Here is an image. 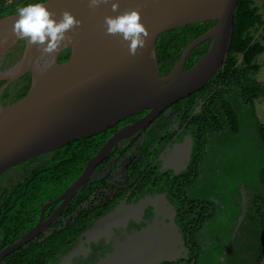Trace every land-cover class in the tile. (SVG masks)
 I'll list each match as a JSON object with an SVG mask.
<instances>
[{
  "label": "flooded vegetation",
  "instance_id": "1",
  "mask_svg": "<svg viewBox=\"0 0 264 264\" xmlns=\"http://www.w3.org/2000/svg\"><path fill=\"white\" fill-rule=\"evenodd\" d=\"M212 41L203 42H208L207 49ZM181 55L167 60L170 69L149 82L176 73L177 69H172ZM185 71L181 65L178 75ZM27 74L8 86H19ZM148 78L139 75L131 84L132 90L145 85ZM175 78L146 93L136 104L152 97ZM3 83L0 81V86ZM198 90L190 93H196V98L177 100L131 133L118 134L144 118L151 108L134 106L133 111L95 134L76 138L80 147L74 164L76 175L71 180L67 178L70 141L7 168L0 175V242L7 231L15 236L7 246L19 242L33 228L38 227L39 231L2 257L0 264L28 242L43 235L49 238L57 232L62 237V249L56 261L50 262L46 255L48 259L43 264H59L74 248L76 252L68 264H96L126 236L156 221L173 222L177 234V239L173 238L175 256L157 264H264L260 242L264 232V163L259 165L252 182L248 178L243 181L229 177L232 170L227 162V151L235 148L231 146L239 138H249L260 153L262 142L255 126L248 135L236 136L238 132L228 125L232 110L241 126L255 118L260 127L255 104L251 115L247 114L245 103L235 99V90L219 78L205 91ZM2 95L3 105L12 103V94L5 100ZM90 144L93 147L86 148ZM241 145L234 150L239 151ZM60 149L65 160V178L55 182L40 178L56 164L54 158ZM96 155L99 158L91 165ZM79 177L83 178L73 187V194L63 197ZM61 188L60 193L50 194ZM242 191L246 212L240 221Z\"/></svg>",
  "mask_w": 264,
  "mask_h": 264
},
{
  "label": "water",
  "instance_id": "2",
  "mask_svg": "<svg viewBox=\"0 0 264 264\" xmlns=\"http://www.w3.org/2000/svg\"><path fill=\"white\" fill-rule=\"evenodd\" d=\"M119 12L137 9L150 35L146 46L129 55L127 42L120 36L105 33V16H114L113 0L90 8L88 0H44L57 19L69 11L81 21L68 33L71 39L60 50L49 55L26 40L16 37L12 24L17 12L0 17V47L6 53L10 45L22 41L23 63L18 71L0 73V175L12 165L34 155L52 150L67 141L95 134L107 125L133 111L132 108H151L144 118L118 134L131 133L158 115L165 107L200 89L224 67L231 44L233 14L238 0H117ZM215 21L216 25L189 43L172 69L177 72L132 90V82L140 75L141 67L156 38L173 28L192 23ZM213 39L207 51L185 72L178 75L187 55L197 45ZM69 48V56L59 62V55ZM29 73L26 94L19 100L3 105L1 95L12 82ZM173 76L176 78L152 97L141 103L138 99ZM151 81V80H150ZM132 90V91H131ZM99 158L96 155L93 163ZM72 189L63 197L73 194ZM245 217V193L242 191ZM175 225L156 221L126 236L96 264H157L175 256ZM33 228L21 240L0 251V259L24 241L37 234ZM72 250L59 264H68Z\"/></svg>",
  "mask_w": 264,
  "mask_h": 264
},
{
  "label": "trees",
  "instance_id": "3",
  "mask_svg": "<svg viewBox=\"0 0 264 264\" xmlns=\"http://www.w3.org/2000/svg\"><path fill=\"white\" fill-rule=\"evenodd\" d=\"M23 1V6L27 4L40 3L44 0H0V17L17 12L20 2ZM216 25L215 21H205L199 23H192L185 26L173 28L162 34H160L154 41L151 49L148 51L145 61L141 67L140 75H144L148 78V81L157 78L160 74L167 72L170 69L167 60L176 59L180 54L183 53L185 47L190 43L202 36L207 29L214 27ZM259 27H262L264 31V20L259 12V9L254 5L253 0H238L237 5L233 14V28H232V38L231 44L228 51L227 59L224 61V68L219 69L217 74L209 79L205 85H203L198 91H205L210 83L215 79L219 78V81L226 82L230 89H234L236 95L235 99L242 100L248 111L247 114L251 115L253 111V104L256 99L264 96V83L260 84L254 78V75L259 70V65L256 62V58L264 51V46L260 41L255 40L253 32L257 31ZM264 38V35H263ZM208 42L199 44L187 55L186 59L182 64V68L187 70L191 67L195 61L206 52ZM19 48L22 50V41L19 43ZM69 48L65 49L58 57L59 62H64L69 56ZM237 56H241L240 67L237 64ZM159 65V69H158ZM23 78L24 82L20 83L19 86L13 87L8 86L5 89L2 99L4 97H9L12 94V101L15 102L21 99L27 92L29 86V74ZM223 77V80H221ZM197 91V92H198ZM196 93L189 94L184 99H194L196 98ZM230 120L228 121L229 128L233 131L238 132L242 130L244 126H241L237 122L236 113L231 110L229 113ZM198 114L196 115V117ZM196 119V118H195ZM250 124L249 120L245 121V127ZM253 124L255 126L256 134L261 139V156L264 158V123L259 127L256 122ZM67 147L70 148L69 155L71 156L70 174L67 178L71 180L75 177V167L76 158L79 155L78 139L69 140ZM68 142V141H67ZM66 142V143H67ZM65 146V143L60 145ZM93 147L88 145L86 148ZM54 148V149H56ZM53 150V149H52ZM51 151V150H49ZM54 162L56 163L53 168H47L46 174L41 175L40 178L51 179L52 181H59L64 179L63 177V164L65 160L62 159L64 156L62 150H58ZM65 165V164H64ZM264 174V167L261 171ZM53 182V183H54ZM52 183V184H53ZM263 186V185H262ZM53 188V186H51ZM62 191V188L57 192H51L50 194L56 195ZM29 194V192H28ZM261 207H262V227L264 224V193L261 196ZM18 214V213H16ZM5 223L8 221H4ZM44 236V235H43ZM42 237V240L35 239V242L30 241L18 250H15L3 260V264H43V260H46L45 256L49 255L51 261H56L57 256L60 252L62 239L60 232L51 234L49 238ZM15 236L10 235L5 232L4 239L0 243V250L7 246V244L13 240ZM261 257H264V232L261 235Z\"/></svg>",
  "mask_w": 264,
  "mask_h": 264
},
{
  "label": "clouds",
  "instance_id": "4",
  "mask_svg": "<svg viewBox=\"0 0 264 264\" xmlns=\"http://www.w3.org/2000/svg\"><path fill=\"white\" fill-rule=\"evenodd\" d=\"M108 0H88L90 8H95ZM114 16H105L103 27L105 33L120 36L127 42L129 55L135 56L138 49L146 46L149 31L142 22L137 9L119 12V3L113 0ZM81 21L69 11L56 14L42 3L27 4L17 8V16L12 24V31L17 38L26 40L29 45L36 46L43 53L53 55L60 50L62 44L71 39L70 33L79 27Z\"/></svg>",
  "mask_w": 264,
  "mask_h": 264
},
{
  "label": "rangeland",
  "instance_id": "5",
  "mask_svg": "<svg viewBox=\"0 0 264 264\" xmlns=\"http://www.w3.org/2000/svg\"><path fill=\"white\" fill-rule=\"evenodd\" d=\"M254 5H256L259 9L260 14L262 15V18L264 20V0H253ZM23 1L20 2V6H23ZM264 31L262 27H259L257 31L253 32V36L255 40L260 41L264 46ZM18 42L17 44H19ZM256 62L259 65L258 72L254 75V78L257 82L260 84L264 83V51L257 56ZM237 64L242 67L241 65V56H237ZM5 100V98H4ZM255 114L257 117V120L260 123H264V96L260 97L255 100ZM247 115V114H246ZM253 121L255 123V118L252 119L250 122V128L249 127H243L242 130H239L237 135L243 136L248 135L251 131V127L254 126ZM255 133V132H254ZM239 138L236 140L238 143L234 144L231 147H237L239 144L242 143L241 149L239 151H235L234 149H229L227 151L228 154V164H229V170L231 171V174L229 177L234 179H240L243 181H248L250 179L252 182L255 181L254 176L257 175L259 172L261 162L264 163V158L261 156V153L256 151V146L253 145L250 142L249 138ZM260 165V166H259ZM250 177V178H249ZM248 178V179H247ZM258 178V177H257ZM229 187V182L224 184V188L227 189Z\"/></svg>",
  "mask_w": 264,
  "mask_h": 264
},
{
  "label": "bare ground",
  "instance_id": "6",
  "mask_svg": "<svg viewBox=\"0 0 264 264\" xmlns=\"http://www.w3.org/2000/svg\"><path fill=\"white\" fill-rule=\"evenodd\" d=\"M17 43L10 45L6 53H3V47H0V73L5 72V70H9V72L18 71L22 67L23 63L18 64L21 58V49Z\"/></svg>",
  "mask_w": 264,
  "mask_h": 264
}]
</instances>
